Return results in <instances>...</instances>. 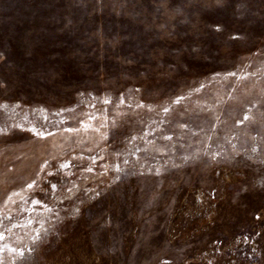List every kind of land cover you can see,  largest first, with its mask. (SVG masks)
I'll list each match as a JSON object with an SVG mask.
<instances>
[{"label":"rangeland","instance_id":"374dc122","mask_svg":"<svg viewBox=\"0 0 264 264\" xmlns=\"http://www.w3.org/2000/svg\"><path fill=\"white\" fill-rule=\"evenodd\" d=\"M0 264H264V0H0Z\"/></svg>","mask_w":264,"mask_h":264},{"label":"snow or ice","instance_id":"6c2138e0","mask_svg":"<svg viewBox=\"0 0 264 264\" xmlns=\"http://www.w3.org/2000/svg\"><path fill=\"white\" fill-rule=\"evenodd\" d=\"M29 187H31V185H29Z\"/></svg>","mask_w":264,"mask_h":264}]
</instances>
